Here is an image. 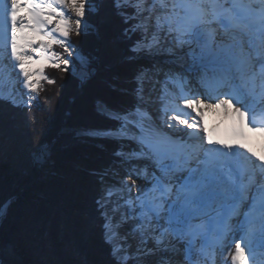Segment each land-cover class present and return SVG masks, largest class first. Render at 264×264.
Instances as JSON below:
<instances>
[{
	"label": "bare ground",
	"instance_id": "bare-ground-1",
	"mask_svg": "<svg viewBox=\"0 0 264 264\" xmlns=\"http://www.w3.org/2000/svg\"><path fill=\"white\" fill-rule=\"evenodd\" d=\"M245 2L252 26L236 12ZM151 3L161 4L163 40L158 33L149 43L171 65L145 78L157 103L155 126L140 108L124 133L113 134L126 139L133 161L123 177L117 168L111 171L108 208L128 210L121 221L140 236L135 253L149 251L150 239L163 245L161 264L175 253L180 263L264 264V0ZM82 16L76 0H0V93L12 101L1 98L23 106L46 66L67 68L68 54L59 57L55 45L73 53L68 31ZM29 81L32 86L25 87ZM200 139L202 151L219 145L218 160L196 152ZM6 213L2 209L0 224Z\"/></svg>",
	"mask_w": 264,
	"mask_h": 264
},
{
	"label": "trees",
	"instance_id": "trees-1",
	"mask_svg": "<svg viewBox=\"0 0 264 264\" xmlns=\"http://www.w3.org/2000/svg\"><path fill=\"white\" fill-rule=\"evenodd\" d=\"M85 16L90 27L84 35H68L70 44L79 47V56L88 60V77L83 82L70 72L50 68L46 72L48 83L28 107L14 106L0 98V212L14 199L0 224V257L5 264H134L113 256L103 228V208L96 203L101 195L102 176L118 163L120 146L110 139L83 133L116 127L98 113V101L107 102L119 112L128 111L134 103L136 78L150 69L151 63L141 59L138 52L130 59L134 55L131 46L142 36L139 31H126L137 22L132 20L126 25L112 0H104L97 13L88 12ZM74 67L82 70L76 61ZM64 138H73L75 143L74 153L64 166L73 164L74 175L67 174L74 177V186L59 221V234L52 230L54 248L48 250L44 215L53 198L24 203L21 197H27L26 188L35 175L31 155L42 144L51 145ZM55 170L49 178L59 174ZM49 185L51 190H57L50 182ZM44 187L48 189L47 184ZM3 252L15 258L7 261Z\"/></svg>",
	"mask_w": 264,
	"mask_h": 264
},
{
	"label": "rangeland",
	"instance_id": "rangeland-1",
	"mask_svg": "<svg viewBox=\"0 0 264 264\" xmlns=\"http://www.w3.org/2000/svg\"><path fill=\"white\" fill-rule=\"evenodd\" d=\"M150 0H140V3L137 4V8H136V24H139V29L137 31H139L141 33V40L143 41L140 44H137V52L140 53V57L141 59H145L146 61H149L151 63V68L150 69H146L141 76L139 77L141 80L144 81V95L141 101V106L140 108H144L146 110V112L143 115V118L147 119L148 114L150 115V117L153 119L151 120V124L153 126H155L154 122L156 120V115H157V110L152 111V103L156 102L154 99H152L151 97L154 95V93L150 94V90H151V85L149 83V81L145 80V78H147V76L155 74L158 75L159 71L165 68V65H171L170 64H166L165 61H168L167 58H161L160 55L158 54V50H154L152 48V44L150 45V40H154L155 35L156 34H160V30H159V25L161 24V14L159 9L161 10L160 6L161 4H157V3H151V5H149ZM76 5L79 6V8L82 11V18H81V22L78 23L77 27H73L68 31V35L70 33H80L81 31V23H83L85 25V29H87V22H86V16H85V12H86V0H76ZM155 8V9H154ZM74 7H72V5H69L68 10L70 11V15H74ZM133 10V9H132ZM73 12V13H72ZM163 16V15H162ZM90 27V26H89ZM88 27V28H89ZM186 35L184 34V40H186V43H188V39H186ZM160 38L163 40L162 38V34L159 35ZM145 37L147 39H145ZM69 38V37H68ZM165 38H164V46L162 45V50L164 52H167L164 50L163 47H165V45L167 44V41L165 42ZM168 40V39H167ZM70 43V41H69ZM170 44V43H169ZM71 45V44H70ZM174 45V44H173ZM172 46V45H170ZM175 48H177V46L174 45ZM178 49V48H177ZM55 51L56 54L59 57H63L65 54H68L70 61L73 60V53H75V61L79 64V66L82 68L81 71H76L75 67L73 65L70 66V71L66 70L67 68H60L57 67L55 65H48L45 67V71H44V75L45 77L41 80V82L39 83V85L37 86V90L35 91V95L32 98V100L30 102H22L25 105H23L24 107L29 106L32 102L36 101V99H38V93L41 91L43 85H45L46 83H48V79L46 76V72L50 69V68H54L57 72H70L71 74H73L75 77H77L80 81L83 82V80H85L88 75H87V71H86V64L83 62V58H81L79 56V54L76 52V50L74 48H72V52L73 53H67V51L60 45H55ZM161 51V50H160ZM180 51L183 52V47H180ZM166 59V60H165ZM16 90H13V92ZM52 94L48 95V97H51ZM1 93H0V98H1ZM3 98H8L12 101V99L10 98L9 95H4L2 96ZM158 97V96H155ZM2 98V99H3ZM144 104V105H143ZM157 106V103H154ZM20 105V104H18ZM155 105H153V107L155 108ZM153 108V109H154ZM156 109V108H155ZM148 113V114H147ZM135 114V113H134ZM147 116V117H146ZM150 120V119H149ZM145 122V121H144ZM84 136H88V137H98V138H106L104 137L105 134L101 133L100 135H98L97 132H86L83 133ZM110 139V138H107ZM110 140L114 141V142H118L120 149H119V154H118V163H114L110 170L106 172V174L104 176H102L101 179V195L99 198L100 204L104 205L103 206V212L107 213L108 216L114 217V221L113 223L116 224V222L118 223V226L114 225V227L111 229V231L106 230L105 229V237L107 239L108 242H110V244H112V249H113V254L115 250H120V252H118L116 254V257L118 259H120L121 261H126L127 259H134V261L137 262V264H161L159 262V260H163L165 258V253H162V256L160 255V251L162 249V245L158 246L155 245L156 243H154L151 239L149 241L151 248H150V252L152 253L150 256H152L148 261L146 260V256L145 254L149 253V251H138L139 253H135L137 251H135V249H140L139 247V242L137 241V239H140L139 234H134V231L132 230V228H130V226H126L125 224H123V222L121 221V219H125V217L128 214V210L125 209V207L122 208L123 212H118V210L113 211L112 208H108V206L112 207L111 204V200H112V196L111 197H107L105 195V193L107 191H112L113 189L111 188L112 186H114V178L111 176V171L114 168H117L120 171V176L123 177L124 174L126 173L128 166L131 165V162L133 161V158L130 157L131 154L130 152H132L131 150H127L126 147V139L125 138H117L115 140V138H111ZM74 139L72 138H64L63 140L57 141L54 140L51 142V145L48 144H42L39 147L38 152H35L31 155L30 157V162H31V166L34 170V179L31 181V183L29 184V186L26 188V192L25 194L27 195V197H21V201H23L24 203H28L31 200H41V199H49V201L51 200V198H53V200L51 202H49L48 204V209L46 208L45 213L46 216L44 215V220H45V226H46V245L45 248L48 250H51V248H54V244H55V238L53 239V231L55 230V235L59 234V221L62 218L66 207L68 205V203H66L70 193L69 190L70 188H72L74 186V180H72L70 174H67V172H72V175H74V170H72V165L70 167V165H68L66 168H64V166L67 164V160L69 157H72L73 155V148L72 146L74 145ZM71 161L69 162V164H71ZM56 167L57 170H55L54 168ZM64 168L62 171L61 169ZM59 173L56 176H51L49 178V175H51V172L54 171ZM61 176V177H60ZM64 176V177H63ZM64 178V179H62ZM49 182L51 183L52 187L56 188L57 190L54 191L53 189L51 190L49 188ZM47 184L48 185V189H46L44 187V185ZM58 184H61L60 188L58 189L57 186ZM65 186V188H64ZM110 187V188H109ZM51 191V192H50ZM14 202V199L7 202L6 204H9L8 207L10 206V204ZM3 208V207H2ZM8 209V208H7ZM2 211V210H1ZM1 213V212H0ZM6 216V215H5ZM5 218V217H4ZM3 218V219H4ZM43 219V218H42ZM105 219V217H104ZM133 231V232H132ZM106 232H108V234L106 235ZM130 232L133 233L131 234V236H133V243L131 244V246H128L129 241H127V237L130 236ZM120 236V237H119ZM138 236V237H137ZM136 237V238H135ZM52 241V242H51ZM143 246H146V244H144ZM123 252V253H122ZM194 256L198 255L199 252H197L196 250H194ZM3 255L5 256L6 260L9 261L10 258L14 259L15 256L9 252H3ZM145 258V259H144ZM176 258L175 261H177L179 264H188L187 262H183L180 263L179 260H181V255L179 253H175L173 254V256L168 257L167 262L164 264H172V259ZM148 259V258H147ZM171 260V261H168Z\"/></svg>",
	"mask_w": 264,
	"mask_h": 264
},
{
	"label": "snow or ice",
	"instance_id": "snow-or-ice-1",
	"mask_svg": "<svg viewBox=\"0 0 264 264\" xmlns=\"http://www.w3.org/2000/svg\"><path fill=\"white\" fill-rule=\"evenodd\" d=\"M26 2V0H25ZM113 2V6L118 10V15H120L121 17H123V22L128 25L130 21L132 20H136V8H137V4L140 3V0H112ZM104 3V0H86V6H90V7H86V12L85 15L88 14V12H91L92 14H95L99 11V5H102ZM22 6V5H21ZM131 8L133 9L132 12H128L127 9ZM89 27V25H87V28ZM93 28V30H97L95 25L91 26ZM84 28L85 25L83 23H81V31L79 33V35L82 37L84 35ZM139 29V24H131L126 31L128 32H137V30ZM145 39H147L145 37ZM142 40H138L133 46H131L130 48V52H132L134 55L133 57H130V59L135 58V54L137 53V47L136 44L142 43ZM70 49L72 48H76V52H79L80 49L78 46H74V45H70L69 46ZM75 53H73V60L70 61L68 59L65 60V63L67 65V69L70 71V65H75ZM83 62L85 64L88 63V60L84 59ZM143 71V70H142ZM140 74H138L137 78H136V83H137V87L133 90L134 93V103L132 105V107L125 112H119L117 111L115 108H113L111 105H109L107 102L105 101H98L97 104V111L99 114L105 116L107 119L113 121L116 124V127L111 128V129H100V130H96L98 134L103 133L105 134L106 138H114L115 133H124L126 131L127 125L129 121L133 120V114L138 111L140 109L141 106V101L144 95V81L141 80L140 78ZM31 81H29L27 84H25V87H31ZM119 154V153H118ZM105 195L107 197H111L113 195L112 191H107L105 193ZM98 207H103L104 205L100 204L99 199L96 201ZM113 211H115V209H113ZM101 216L105 217V222L103 224V228L106 230L111 231V229L114 227V217L108 216L107 213L105 212H101ZM108 234V232H106V235ZM121 250V249H120ZM120 250H115L113 256L115 257L116 254L118 252H120ZM0 264H5V260L0 257Z\"/></svg>",
	"mask_w": 264,
	"mask_h": 264
},
{
	"label": "water",
	"instance_id": "water-1",
	"mask_svg": "<svg viewBox=\"0 0 264 264\" xmlns=\"http://www.w3.org/2000/svg\"><path fill=\"white\" fill-rule=\"evenodd\" d=\"M8 205H9V204H6V205H4L2 209H5V210H7V208H8Z\"/></svg>",
	"mask_w": 264,
	"mask_h": 264
}]
</instances>
